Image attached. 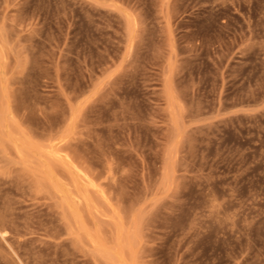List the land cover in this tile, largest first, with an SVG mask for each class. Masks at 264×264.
<instances>
[{"label":"rangeland","instance_id":"1","mask_svg":"<svg viewBox=\"0 0 264 264\" xmlns=\"http://www.w3.org/2000/svg\"><path fill=\"white\" fill-rule=\"evenodd\" d=\"M0 264H264V0H0Z\"/></svg>","mask_w":264,"mask_h":264},{"label":"bare ground","instance_id":"2","mask_svg":"<svg viewBox=\"0 0 264 264\" xmlns=\"http://www.w3.org/2000/svg\"><path fill=\"white\" fill-rule=\"evenodd\" d=\"M80 200H81V199H80ZM77 201H78V200H77ZM77 201H76V202H77ZM81 201H82V200H81ZM79 202H80V201H79ZM78 204H79V203H78ZM2 218H3V217H2Z\"/></svg>","mask_w":264,"mask_h":264}]
</instances>
